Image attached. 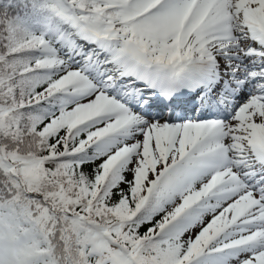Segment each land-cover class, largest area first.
<instances>
[{
	"label": "snow or ice",
	"instance_id": "obj_1",
	"mask_svg": "<svg viewBox=\"0 0 264 264\" xmlns=\"http://www.w3.org/2000/svg\"><path fill=\"white\" fill-rule=\"evenodd\" d=\"M0 264H264V0H0Z\"/></svg>",
	"mask_w": 264,
	"mask_h": 264
}]
</instances>
